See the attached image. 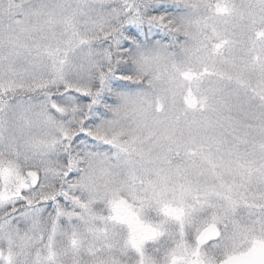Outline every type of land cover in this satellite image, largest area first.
Listing matches in <instances>:
<instances>
[{"label": "snow or ice", "instance_id": "1", "mask_svg": "<svg viewBox=\"0 0 264 264\" xmlns=\"http://www.w3.org/2000/svg\"><path fill=\"white\" fill-rule=\"evenodd\" d=\"M0 264H264V0H0Z\"/></svg>", "mask_w": 264, "mask_h": 264}]
</instances>
